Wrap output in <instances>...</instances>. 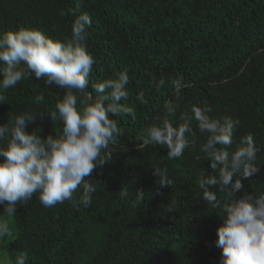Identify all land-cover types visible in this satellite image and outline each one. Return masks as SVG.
Returning <instances> with one entry per match:
<instances>
[{
	"label": "trees",
	"instance_id": "16d2710c",
	"mask_svg": "<svg viewBox=\"0 0 264 264\" xmlns=\"http://www.w3.org/2000/svg\"><path fill=\"white\" fill-rule=\"evenodd\" d=\"M83 13L92 20L88 50L102 68L93 66L90 89L127 69L130 96L121 103L133 107L136 118L110 117L119 121L124 135L113 146L112 159L89 177L96 192L88 209L69 202L45 208L38 193L18 204L13 217L18 231L8 257L15 261L24 251L28 264H220L216 241L222 210L207 204L197 185L200 171L212 174L199 151L207 134L199 133L193 121L195 146L179 159H168L159 145L141 151L138 146L143 129L158 122L166 100L177 106L170 118L174 126L192 105L208 104L210 116L240 121L232 150L242 137L253 135L261 149L259 171L243 181L242 192L264 193V0H79V7L77 0H0V34L37 29L65 40ZM161 78L165 85L157 93L153 81ZM173 78L187 85L178 100ZM140 91L145 104L136 99ZM41 94L44 103H35ZM64 94L44 80L25 79L4 91L0 125L23 112L46 116ZM76 95L80 107L83 97ZM60 127L45 117L26 130L46 137ZM164 176L173 181L170 187L158 185ZM121 189L128 196H121ZM137 189L144 192L142 199Z\"/></svg>",
	"mask_w": 264,
	"mask_h": 264
},
{
	"label": "clouds",
	"instance_id": "9594fccd",
	"mask_svg": "<svg viewBox=\"0 0 264 264\" xmlns=\"http://www.w3.org/2000/svg\"><path fill=\"white\" fill-rule=\"evenodd\" d=\"M91 26V17L83 13L73 20L71 36L65 40H54L37 29L0 34V103L6 102L5 90L32 77L44 80L46 86L65 90L55 110L46 116L38 119L31 112H23L8 116L7 123L0 125V264H28L27 252L21 251L12 261L3 248L16 238L10 219L16 215L18 204L38 193L45 208L69 202L78 210L88 209L96 192L89 177L112 159V148L124 135L119 121L110 117L136 118L134 108L121 103L130 96L127 69L89 87L93 66L102 71L87 46ZM170 83L178 100L187 85L180 78ZM164 85L163 78L153 81L157 93ZM76 93L83 97L80 107ZM136 99L147 103L144 91ZM44 101L42 94L34 98L38 104ZM211 111L208 104L192 105L190 111L180 114V123L174 126L170 118L176 116L177 106L166 100L158 122L143 129L138 149L159 145L167 149L168 159H179L185 149L195 146V140L190 139L196 135L192 127L195 121L196 130L207 134L199 151L212 173L200 171L197 185L202 199L222 210L223 224L217 228L216 241L222 249L220 264H264V193L242 192L243 181L259 171L256 160L261 149L248 134L232 150L240 121L227 116L214 118ZM45 117L53 125L59 121L60 131L42 137L35 130H26ZM154 169L153 174L160 176L161 170ZM172 183L164 176L158 185L163 188ZM212 189H218L223 197ZM78 190L80 194L76 195ZM120 194L128 196L123 189ZM136 195L142 199L144 192L137 189Z\"/></svg>",
	"mask_w": 264,
	"mask_h": 264
},
{
	"label": "rangeland",
	"instance_id": "374dc122",
	"mask_svg": "<svg viewBox=\"0 0 264 264\" xmlns=\"http://www.w3.org/2000/svg\"><path fill=\"white\" fill-rule=\"evenodd\" d=\"M6 219H8L7 217H5ZM10 226L12 227V229L14 230V234H15V237L17 236V231H18V228L16 226V222L13 218L10 219ZM10 244V242H6L4 245H3V248L6 252V255L8 257V253H7V247L8 245ZM9 258V257H8Z\"/></svg>",
	"mask_w": 264,
	"mask_h": 264
}]
</instances>
